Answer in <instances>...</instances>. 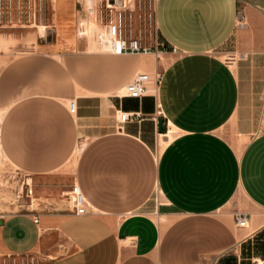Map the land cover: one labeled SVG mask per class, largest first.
<instances>
[{
	"label": "crops",
	"instance_id": "0c3cea01",
	"mask_svg": "<svg viewBox=\"0 0 264 264\" xmlns=\"http://www.w3.org/2000/svg\"><path fill=\"white\" fill-rule=\"evenodd\" d=\"M49 1L29 48L0 53V155L39 193L0 214V256L208 264L264 238V0H156L159 55L102 51L78 32L89 0ZM136 73L138 99L124 95Z\"/></svg>",
	"mask_w": 264,
	"mask_h": 264
},
{
	"label": "rangeland",
	"instance_id": "374dc122",
	"mask_svg": "<svg viewBox=\"0 0 264 264\" xmlns=\"http://www.w3.org/2000/svg\"><path fill=\"white\" fill-rule=\"evenodd\" d=\"M147 15L155 10L156 0H143ZM32 0L31 5L28 0H21V7L11 8L3 0L0 5V53L7 55L18 51L26 50L30 46L29 33H40L44 27L50 23V1ZM40 13L43 17L40 18ZM143 32L147 42H157L159 46L166 49L167 46L157 38L156 23L148 20L143 23ZM223 58L229 62L235 61L237 55L232 52L230 46L220 50ZM259 83L264 86V71L260 77ZM264 95V92H263ZM264 100V97H263ZM163 141L160 140V143ZM244 143V142H242ZM28 179L30 188H34V195L38 196L35 187L37 181L30 180V177L16 170L6 159L0 155V214L10 212V210L22 211V205L25 206L29 198L26 196V185ZM26 184V183H25ZM62 187V186H61ZM62 188L70 189L68 186ZM44 196L50 193H40ZM13 209H11V208ZM0 264H41L34 255L30 256H0ZM208 264H264V238L259 234L253 239L241 244L238 248L228 254L208 262Z\"/></svg>",
	"mask_w": 264,
	"mask_h": 264
},
{
	"label": "built area",
	"instance_id": "2783aa9c",
	"mask_svg": "<svg viewBox=\"0 0 264 264\" xmlns=\"http://www.w3.org/2000/svg\"><path fill=\"white\" fill-rule=\"evenodd\" d=\"M2 1L0 0V5ZM6 3L11 8L14 6L13 4L21 7V0H6ZM28 3L31 5L32 0H28ZM41 3L40 0V7ZM153 18L156 19L155 10L154 13L149 12L147 15L143 0H89L85 9V16L78 21V32L80 36L91 38L100 50L112 54L153 53L159 55L167 49L159 46L157 42H147L143 32L144 21L152 22ZM158 79H161V75L158 76ZM148 80V74L136 73L124 87V95L137 99L143 97L147 92L146 83ZM75 110L76 104L71 101L69 111L74 113ZM140 119L141 115L136 112L121 111L118 115V121L121 125ZM25 183L26 196L31 203L32 189L29 187L28 179ZM67 198L72 203L75 214L83 215L86 213L87 202L78 185L74 184L71 187ZM22 208L25 207L22 205ZM236 221L239 226H245L247 223L246 217L242 214H236Z\"/></svg>",
	"mask_w": 264,
	"mask_h": 264
},
{
	"label": "water",
	"instance_id": "95a60500",
	"mask_svg": "<svg viewBox=\"0 0 264 264\" xmlns=\"http://www.w3.org/2000/svg\"><path fill=\"white\" fill-rule=\"evenodd\" d=\"M49 37H51V33H50V31H47L46 32V39L48 40ZM162 124H163V121L159 120L160 131H162Z\"/></svg>",
	"mask_w": 264,
	"mask_h": 264
}]
</instances>
